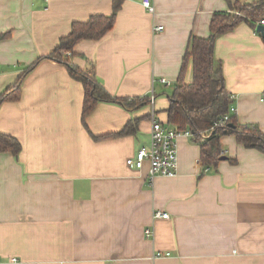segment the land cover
Wrapping results in <instances>:
<instances>
[{
  "label": "crops",
  "instance_id": "0c3cea01",
  "mask_svg": "<svg viewBox=\"0 0 264 264\" xmlns=\"http://www.w3.org/2000/svg\"><path fill=\"white\" fill-rule=\"evenodd\" d=\"M152 1L154 15L142 0H124L113 28L99 40L80 41L71 63L94 65L112 95L154 91L157 118L168 123L191 34L208 36L213 14L230 5ZM113 3L0 0V33L9 32L0 39V95L47 57L74 21L109 15ZM154 24L165 29L156 32ZM215 56L239 121L264 132V37L239 23L217 39ZM184 79L193 81L191 62ZM84 101L85 88L67 65L45 58L25 77L20 97L0 105V132L23 147L19 160L0 152V264H264L262 151L225 135V158L204 173L200 145L182 134L177 175L151 179L148 165L127 164L150 143V104L130 111L100 102L84 124ZM132 118H141L135 134L93 137L118 133ZM157 209L170 218L154 220ZM158 251L170 255L155 257Z\"/></svg>",
  "mask_w": 264,
  "mask_h": 264
},
{
  "label": "trees",
  "instance_id": "16d2710c",
  "mask_svg": "<svg viewBox=\"0 0 264 264\" xmlns=\"http://www.w3.org/2000/svg\"><path fill=\"white\" fill-rule=\"evenodd\" d=\"M124 0H114L112 13L94 14L86 21H74L69 34L62 36L55 49L47 56L40 57L33 63L17 82L8 87L0 95V105L7 100L18 99L25 77L38 63L50 58L67 65L70 75L80 81L85 88L83 106V122L89 113L100 102L117 103L130 111H135L150 104V96L119 97L106 90L96 76L95 66L82 69L71 63V57L76 55V45L82 40H99L110 31L116 20ZM230 10L216 11L211 19L208 36L191 34L185 52L178 83L170 96L167 109L168 123L180 131H190L192 140L201 147V160L204 164V173L210 169H217L223 156L222 138L225 135H234L239 143L247 148H255L264 153V132L256 123L243 124L239 121L236 112H231L233 98L225 85L223 67L215 56L217 39L224 33L232 30L239 23L247 22L255 29L264 18V0L253 3L227 0ZM258 32V31H257ZM261 34L260 32H258ZM9 32L0 33V39L8 37ZM69 52V54H67ZM193 66V81L184 80L188 63ZM229 116L224 125L215 124L225 116ZM141 118H132L121 131L112 135L95 136V139H104L109 136L135 134L138 131ZM209 136L204 138L202 133ZM22 143L15 136L0 132V152H10L19 160Z\"/></svg>",
  "mask_w": 264,
  "mask_h": 264
},
{
  "label": "built area",
  "instance_id": "2783aa9c",
  "mask_svg": "<svg viewBox=\"0 0 264 264\" xmlns=\"http://www.w3.org/2000/svg\"><path fill=\"white\" fill-rule=\"evenodd\" d=\"M142 5L151 14L156 13V7L152 0H142ZM259 24L264 25V18L261 19ZM153 29L156 32H162L165 27L161 24H154ZM69 54V52H67ZM163 83H168V81L163 78L161 79ZM233 98V96H232ZM264 100V97L262 98ZM155 104V94L152 91L150 95V107L151 111L149 113L151 122L150 131V143L149 145H144L139 148L134 157L127 159V164L131 167L138 169L143 168L148 165V176L153 179L156 176H166L173 177L178 173V162H179V138L182 134H190V131H180L176 127L170 125L167 122H163L157 118L156 111L154 108ZM231 112H236V108L232 105ZM229 116H225L224 119L217 122L215 126L224 125ZM202 136L206 138L209 136L207 133H202ZM168 219L170 214L167 211L157 209L153 212V219ZM147 238L154 236V230L151 227H147L144 231ZM170 252L158 251L155 257L169 256ZM13 262L17 261V258L11 259Z\"/></svg>",
  "mask_w": 264,
  "mask_h": 264
},
{
  "label": "water",
  "instance_id": "95a60500",
  "mask_svg": "<svg viewBox=\"0 0 264 264\" xmlns=\"http://www.w3.org/2000/svg\"><path fill=\"white\" fill-rule=\"evenodd\" d=\"M256 30H257L258 32H260L261 35L264 37V25H263V24H259V25L257 26ZM222 158H225V157H222Z\"/></svg>",
  "mask_w": 264,
  "mask_h": 264
},
{
  "label": "rangeland",
  "instance_id": "374dc122",
  "mask_svg": "<svg viewBox=\"0 0 264 264\" xmlns=\"http://www.w3.org/2000/svg\"><path fill=\"white\" fill-rule=\"evenodd\" d=\"M168 94V93H167Z\"/></svg>",
  "mask_w": 264,
  "mask_h": 264
}]
</instances>
